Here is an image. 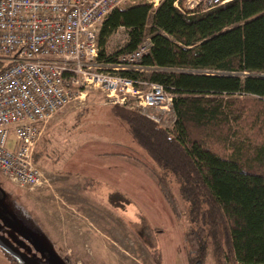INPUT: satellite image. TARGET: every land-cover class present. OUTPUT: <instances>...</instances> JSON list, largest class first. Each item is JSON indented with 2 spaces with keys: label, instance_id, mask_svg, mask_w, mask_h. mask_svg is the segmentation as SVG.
Returning a JSON list of instances; mask_svg holds the SVG:
<instances>
[{
  "label": "trees",
  "instance_id": "1",
  "mask_svg": "<svg viewBox=\"0 0 264 264\" xmlns=\"http://www.w3.org/2000/svg\"><path fill=\"white\" fill-rule=\"evenodd\" d=\"M174 2L117 7L102 27L101 58L109 62L149 36L142 62L156 69L125 73L173 94L159 121L111 107L156 166L113 155L150 172L175 217L188 219V264H207L210 257L216 264H264V0H229L196 12H182ZM120 27L125 41L111 47ZM107 199L118 208L132 202L116 189ZM152 246L155 264H163Z\"/></svg>",
  "mask_w": 264,
  "mask_h": 264
},
{
  "label": "built area",
  "instance_id": "2",
  "mask_svg": "<svg viewBox=\"0 0 264 264\" xmlns=\"http://www.w3.org/2000/svg\"><path fill=\"white\" fill-rule=\"evenodd\" d=\"M163 0H0V169L20 185L36 186L43 172L35 161L43 127L60 110L100 88L113 104L167 110L173 94L148 74V36L114 62L101 58L100 33L117 7ZM228 0H175L182 12L206 11ZM125 31L123 27L117 31ZM156 69V68H155ZM132 109V108H131Z\"/></svg>",
  "mask_w": 264,
  "mask_h": 264
},
{
  "label": "rangeland",
  "instance_id": "3",
  "mask_svg": "<svg viewBox=\"0 0 264 264\" xmlns=\"http://www.w3.org/2000/svg\"><path fill=\"white\" fill-rule=\"evenodd\" d=\"M125 38V31H116L111 47L122 44ZM114 105L120 104L110 102L100 88L89 87L84 99L73 101L45 124L36 151L40 152L37 163L44 175L41 184L20 185L0 169V187L7 194L2 201L27 234L6 229L2 232L28 253L34 248L23 240L28 241V235L34 237L43 247L56 250L62 264H155L153 243L162 252L163 264H188L186 217L178 220L170 207V211L165 209L161 198L153 194L135 195L124 208L113 206L106 189L89 182L80 170L64 167L72 165L73 155L89 139L124 147L119 153L130 149L145 154L126 123L112 113ZM127 108L158 121L166 115V110ZM51 129L55 131L51 133ZM105 143L104 152L108 150ZM141 158L156 166L147 155ZM172 184L178 196V186L174 181ZM144 198L150 206L145 205ZM7 219L5 214L0 216V225ZM0 264L21 263L0 247ZM207 264L216 263L210 257Z\"/></svg>",
  "mask_w": 264,
  "mask_h": 264
},
{
  "label": "crops",
  "instance_id": "4",
  "mask_svg": "<svg viewBox=\"0 0 264 264\" xmlns=\"http://www.w3.org/2000/svg\"><path fill=\"white\" fill-rule=\"evenodd\" d=\"M54 131L55 129H51V133ZM47 137L49 136H46V138ZM50 140H52V137ZM103 143H105V141L87 140L84 146L78 148L79 151H76L73 155L74 162L72 165L67 163L64 164V167L71 166L73 170H80V172L88 176L87 180L89 182L92 184H99L100 188L106 189L108 191L107 194L115 189L128 195L131 199L135 197V195L152 197L151 194H153L161 198V204H163L165 209L170 211L167 202L165 203V199L162 198L163 194L154 177L132 158L113 155L114 153L120 152L119 148L124 147L105 143L108 150L104 152ZM126 150L129 152L125 153L142 159L141 157L143 154L140 151ZM103 152L108 153V155L103 154ZM145 201V205L150 206V202L146 199Z\"/></svg>",
  "mask_w": 264,
  "mask_h": 264
},
{
  "label": "flooded vegetation",
  "instance_id": "5",
  "mask_svg": "<svg viewBox=\"0 0 264 264\" xmlns=\"http://www.w3.org/2000/svg\"><path fill=\"white\" fill-rule=\"evenodd\" d=\"M7 194L3 191V189L0 187V216H3V214L6 215L8 218L6 221H1L0 225V234L6 238L9 242H11L14 246L19 248L21 251L25 252L27 255H29L31 258L37 260L41 264H62V261H60V256L57 254L56 250H51L50 248H45L42 246L41 243L36 241V239L32 236H25L27 237L28 241L23 240V243L29 242L32 245V248H34L33 253H28L25 251L24 248L20 247L15 241L11 240L9 237H7V234H4L2 232L3 229H6L9 232H12L13 230L20 231V234H27L26 230L20 226L12 214L9 212L8 208L4 204V200L6 199ZM3 200V201H2ZM55 252V253H54ZM15 258V257H14ZM19 263L25 264L24 262L18 260L15 258Z\"/></svg>",
  "mask_w": 264,
  "mask_h": 264
},
{
  "label": "water",
  "instance_id": "6",
  "mask_svg": "<svg viewBox=\"0 0 264 264\" xmlns=\"http://www.w3.org/2000/svg\"><path fill=\"white\" fill-rule=\"evenodd\" d=\"M0 247L5 250L7 253L17 258L18 260L24 262L25 264H41L37 260L31 258L25 252L21 251L19 248L14 246L11 242H9L6 238H4L0 234ZM196 264H202L198 261Z\"/></svg>",
  "mask_w": 264,
  "mask_h": 264
},
{
  "label": "bare ground",
  "instance_id": "7",
  "mask_svg": "<svg viewBox=\"0 0 264 264\" xmlns=\"http://www.w3.org/2000/svg\"><path fill=\"white\" fill-rule=\"evenodd\" d=\"M198 10H202V9H195V10H193V11H191V12H196V11H198Z\"/></svg>",
  "mask_w": 264,
  "mask_h": 264
}]
</instances>
